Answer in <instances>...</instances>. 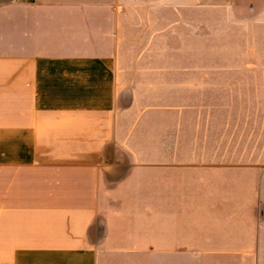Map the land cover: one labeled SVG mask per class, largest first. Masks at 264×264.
Masks as SVG:
<instances>
[{
  "label": "crops",
  "instance_id": "obj_1",
  "mask_svg": "<svg viewBox=\"0 0 264 264\" xmlns=\"http://www.w3.org/2000/svg\"><path fill=\"white\" fill-rule=\"evenodd\" d=\"M140 1L0 0V264H264V164L190 153L173 189L118 136ZM184 5L227 11L264 55V0Z\"/></svg>",
  "mask_w": 264,
  "mask_h": 264
},
{
  "label": "rangeland",
  "instance_id": "obj_2",
  "mask_svg": "<svg viewBox=\"0 0 264 264\" xmlns=\"http://www.w3.org/2000/svg\"><path fill=\"white\" fill-rule=\"evenodd\" d=\"M134 7L140 15L128 19L121 66L133 97L124 99L117 116L124 148L139 156L138 164L169 165L171 171L154 176L169 178L173 189L180 180L183 188V158L190 153H228L236 164H264V55L258 42L248 49L238 40L244 28L227 11L187 7L183 0H141ZM123 195L130 205L160 194ZM170 197L183 205V192ZM172 215L183 217V208Z\"/></svg>",
  "mask_w": 264,
  "mask_h": 264
}]
</instances>
